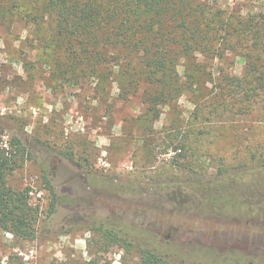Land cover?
<instances>
[{"label":"rangeland","instance_id":"374dc122","mask_svg":"<svg viewBox=\"0 0 264 264\" xmlns=\"http://www.w3.org/2000/svg\"><path fill=\"white\" fill-rule=\"evenodd\" d=\"M218 5L264 10V0ZM52 32L21 17L0 24V148L14 152L13 136L26 146L7 182L28 188L38 210L33 240L0 229V264H140L137 246L165 264H264V99L203 101L205 76L195 97L185 90L154 117L143 87L121 96L116 67L67 70ZM197 61L212 80L220 68L240 77L244 65ZM44 172L57 196L51 215Z\"/></svg>","mask_w":264,"mask_h":264},{"label":"trees","instance_id":"16d2710c","mask_svg":"<svg viewBox=\"0 0 264 264\" xmlns=\"http://www.w3.org/2000/svg\"><path fill=\"white\" fill-rule=\"evenodd\" d=\"M256 1L262 0H249L250 4ZM240 6L223 8L218 0H0V24L18 17L32 25L50 22L51 42L66 54L67 70L76 74L87 65L92 75L99 65L116 67L125 79L121 96L136 94L143 87L144 99L151 105L148 111L158 117L156 106L185 90L195 97L193 90L202 88L205 76L212 86L200 96L203 101L218 97L244 106L264 99V10L243 13ZM228 55L243 61L240 77L220 68L212 80L206 65L197 61L198 57L222 61ZM210 112L216 115V106ZM11 147L10 153L0 148V229L31 241L36 237L38 210L28 202V188L16 191L7 182L28 152L17 136L12 137ZM42 180L51 196V215L57 196L47 173ZM98 230L104 239L122 240L131 248L117 232ZM137 252L140 264L167 262L149 248L137 246Z\"/></svg>","mask_w":264,"mask_h":264}]
</instances>
